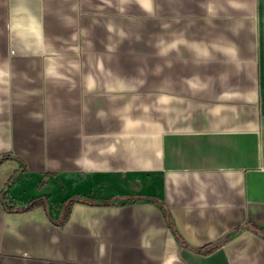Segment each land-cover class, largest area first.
Returning <instances> with one entry per match:
<instances>
[{
  "label": "crops",
  "instance_id": "1",
  "mask_svg": "<svg viewBox=\"0 0 264 264\" xmlns=\"http://www.w3.org/2000/svg\"><path fill=\"white\" fill-rule=\"evenodd\" d=\"M0 264H264V0H0Z\"/></svg>",
  "mask_w": 264,
  "mask_h": 264
},
{
  "label": "trees",
  "instance_id": "2",
  "mask_svg": "<svg viewBox=\"0 0 264 264\" xmlns=\"http://www.w3.org/2000/svg\"><path fill=\"white\" fill-rule=\"evenodd\" d=\"M42 201H43L42 199L34 200L29 205L23 206L21 208V210L26 211V210L32 209L33 207H35L37 204H39ZM75 202L88 203V204L109 203L108 201L96 202L95 198H93L92 196H78V197H75V198L71 199L66 204V207L69 206V205H72ZM161 207H162V211L164 213V216L166 217V220L168 222V226H169L170 230L172 231V233L174 234V236H176V238L179 240L180 238L178 236V233H177V230H176V228L174 226V223H173V221L170 218V215H169L168 210L162 204H161Z\"/></svg>",
  "mask_w": 264,
  "mask_h": 264
}]
</instances>
